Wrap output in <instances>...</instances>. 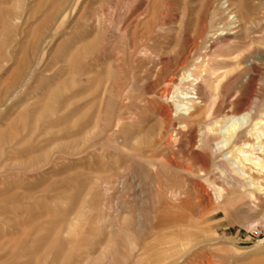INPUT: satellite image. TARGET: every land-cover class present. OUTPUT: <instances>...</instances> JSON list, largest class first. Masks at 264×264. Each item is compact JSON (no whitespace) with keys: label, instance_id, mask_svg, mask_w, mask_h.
Returning <instances> with one entry per match:
<instances>
[{"label":"rangeland","instance_id":"1","mask_svg":"<svg viewBox=\"0 0 264 264\" xmlns=\"http://www.w3.org/2000/svg\"><path fill=\"white\" fill-rule=\"evenodd\" d=\"M263 50L264 0H0V264H264V168L213 147L260 141Z\"/></svg>","mask_w":264,"mask_h":264},{"label":"bare ground","instance_id":"2","mask_svg":"<svg viewBox=\"0 0 264 264\" xmlns=\"http://www.w3.org/2000/svg\"><path fill=\"white\" fill-rule=\"evenodd\" d=\"M262 47V46H261ZM262 50V49H261ZM260 50V51H261ZM264 51V50H263ZM262 54V53H261ZM245 72V71H244ZM242 73V72H241ZM174 75V74H173ZM181 75V74H180ZM192 76H193V74H192ZM179 79H180V76H179ZM184 79H185V77H184ZM178 80V79H177ZM185 81H190V80H187V78L185 79ZM193 81V80H192ZM174 84L175 83V80L174 79H172L171 80V84ZM185 83V82H184ZM168 84H169V81H168ZM172 84V85H173ZM188 84V83H187ZM191 84V83H190ZM181 85V84H180ZM169 86H170V84H169ZM196 86V85H195ZM166 87V86H165ZM192 90H196L195 89V87L194 88H192ZM189 92H187L186 93V95L188 94ZM191 93V92H190ZM196 95L198 94L197 93V91L196 92H194ZM186 99L187 98H189L188 99V102H191L193 105H194V102H195V97L194 96H186L185 97ZM196 98H198V97H196ZM249 104V103H248ZM192 106V105H191ZM190 106V107H191ZM251 109V108H250ZM250 109H246L241 115L240 114H238L239 116H237V115H235L233 118L231 117V119L232 120H230L232 123H231V125L229 126V134H227V135H224L222 138V140H214V142H213V147L215 148V149H218V151L219 152H224V150L222 149V147H224V146H234V147H236V145H238V149H239V153H241V154H244V160H246V161H249L250 163H252L253 164V166L255 167V166H260V169H262V168H264V162L262 163L261 162V159L262 158H260V156H257V157H254L253 156V153H250V154H247V152H248V149L249 148H253V149H251V150H254L255 149V146L257 145V149L258 150H261V149H263V152H264V141H263V139H262V134L264 135V131L262 130V131H259L257 134V137H256V139H259L260 141L259 142H257V144H255V143H251V141H250V136L252 135L253 136V133H251V131H253V121H255V120H257L258 118L255 116V114H254V112H253V109L252 110H250ZM259 110V109H258ZM200 112V111H199ZM259 112V111H258ZM234 113V112H233ZM236 114V113H235ZM261 115V114H260ZM208 116V115H207ZM231 116V115H230ZM263 116V115H262ZM264 120V117L262 118V119H260V122H257V124L259 125V124H261L262 123V121ZM209 123V122H208ZM256 123H254V125L256 126L257 125ZM264 124V123H263ZM262 124V125H263ZM259 126H261V125H259ZM224 129H226V131H228V129L227 128H224ZM254 129H257V128H254ZM260 129V128H259ZM261 130V129H260ZM215 132V131H214ZM215 135V134H214ZM214 137V136H213ZM264 137V136H263ZM169 140V139H168ZM255 140V139H254ZM253 142V141H252ZM212 143H210V145H211ZM240 144V145H239ZM241 144H242V146H241ZM221 146V147H220ZM231 147V148H232ZM210 148V147H209ZM229 148V147H228ZM237 148V147H236ZM86 150V149H85ZM231 150V149H230ZM250 151V150H249ZM235 153H236V151H234ZM150 153V152H149ZM223 154V153H222ZM234 164V163H233ZM194 171V170H193ZM249 172V171H248ZM248 172H245L244 170L242 171V170H238V174L241 176V180H243V182L245 181V183L247 184V185H252L253 183H255L254 181H253V179H255L254 178V176H252L250 173H248ZM202 173V172H201ZM253 174V173H252ZM202 175H203V173H202ZM247 175V176H246ZM254 175V174H253ZM246 176V177H245ZM217 178V177H216ZM210 179V178H209ZM215 179V178H214ZM213 179V180H214ZM237 179V178H236ZM246 179H252V180H248V181H246ZM232 180V179H231ZM258 180V179H257ZM228 182V181H227ZM243 182H241V184L243 183ZM236 183V182H235ZM244 183V184H245ZM260 182H256L255 184H259ZM262 186H263V184H262ZM262 186H261V188H262ZM163 187V186H162ZM229 187V186H228ZM242 187V186H241ZM223 188V187H222ZM260 188V189H261ZM241 189V188H240ZM258 189H259V187H258ZM164 201H166V200H164ZM164 205V204H163ZM167 205H170V204H168L167 203ZM161 208V207H160ZM171 212V211H170ZM164 217V216H163ZM173 217V216H172ZM171 216H169V215H165V221H163L164 222V226L163 227H161L162 229H161V231H162V233H161V236L162 237H164L165 238V240L166 239H168V238H171V239H174V238H179V234H180V231L179 230H171L170 228H168V226H170L169 224L173 221V219L171 218ZM163 219V218H162ZM167 229H169V231H165V230H167ZM158 231H160V229L158 230ZM182 234H184V233H182ZM171 239H169V240H171ZM180 241V240H179ZM184 241V240H183ZM168 243V242H167ZM151 245V244H150ZM196 245V244H195ZM148 246V245H147ZM173 246V245H172ZM149 247V246H148ZM171 247V246H170ZM186 264H189V262L187 263L186 262Z\"/></svg>","mask_w":264,"mask_h":264}]
</instances>
